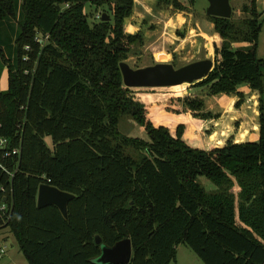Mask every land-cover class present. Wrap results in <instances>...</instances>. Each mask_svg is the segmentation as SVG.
Masks as SVG:
<instances>
[{
	"label": "trees",
	"instance_id": "1",
	"mask_svg": "<svg viewBox=\"0 0 264 264\" xmlns=\"http://www.w3.org/2000/svg\"><path fill=\"white\" fill-rule=\"evenodd\" d=\"M257 2L243 6L242 19L207 15L221 43L210 74L187 85L207 88L209 96L237 94L236 106L244 101L242 85L257 91L260 138L205 150L187 144L183 124L175 134L155 126L124 85L120 63L143 43L141 32L125 31L135 0H0V62L9 80L8 91L0 92V135L20 148L7 158L0 150V203L7 196L11 205L0 229L15 236L29 264H97V235L108 246L130 238L129 264L176 262L179 245L204 264H264L263 13ZM88 4L102 8L91 21ZM157 7L189 9L180 0H157ZM181 102L196 118L215 116L198 96ZM125 116L147 137L122 133ZM43 183L75 195L68 219L54 205L37 206Z\"/></svg>",
	"mask_w": 264,
	"mask_h": 264
},
{
	"label": "crops",
	"instance_id": "2",
	"mask_svg": "<svg viewBox=\"0 0 264 264\" xmlns=\"http://www.w3.org/2000/svg\"><path fill=\"white\" fill-rule=\"evenodd\" d=\"M156 1L157 0H155V2ZM150 4L149 0H135L133 14L130 18L126 19L125 22V31L127 33L135 34L141 32L143 36V43L134 45L128 59L125 61L130 66L136 59L146 55L150 60L153 58L149 65H154L156 63H172L175 65V59L179 60L180 56L185 53L191 54V52L194 51L192 54L193 57L199 54H195V52L198 51L197 48L201 43L207 46L209 51V54H207L208 57L203 58L206 59L209 58L211 55L210 53L214 52L215 45L221 43V39L215 32L214 23L206 17L207 19L203 20L204 23L207 24L206 29L203 27L199 29L201 26H199V24L198 27H193L192 19L190 18L191 14H189L188 11H177V13H173V15L159 14L158 19L152 21V24L150 23V26L148 27H145V25L141 27V24L134 23L136 21L137 13H140L141 15L143 14L142 10L143 12L145 10L149 11ZM90 7L96 9L95 6L90 5ZM98 11L101 12V8L100 10L98 9ZM144 13L147 14L146 12ZM184 13H186V16H184ZM151 20H153V18H151ZM182 25H184L186 33L183 32L184 30L180 29V26ZM262 34L263 33L260 34L259 39V56L264 58V43H262L264 41V34ZM209 45L210 47L208 48ZM245 45L246 44L242 43L238 45L236 44V46ZM192 46H197V48H192ZM239 91L244 94V101L240 106H236V103L239 100L237 94L222 93L213 96L195 95L204 100L205 110L215 115L213 118L205 120L196 118L187 108H184V111L169 106L167 107V111H170V113L166 114H171V117L169 116L168 119H171L172 121L170 123L167 122L171 124V126L174 122L178 123L177 127L180 124L185 125L184 140L192 134H198L194 138L197 140L199 137L203 138L207 133L208 135L205 140L202 141L209 144L212 149L224 146L230 139L235 143L258 141L260 138L259 93L252 90L248 85H242L239 88ZM168 108L171 110H168ZM174 111H178L179 113ZM187 111L190 113L189 115H186ZM207 122L212 124L210 125V128H205L204 123ZM165 126L169 128L168 125ZM177 127H175V129H177ZM208 136L211 137L209 140L207 138Z\"/></svg>",
	"mask_w": 264,
	"mask_h": 264
},
{
	"label": "rangeland",
	"instance_id": "3",
	"mask_svg": "<svg viewBox=\"0 0 264 264\" xmlns=\"http://www.w3.org/2000/svg\"><path fill=\"white\" fill-rule=\"evenodd\" d=\"M150 1V6H149V11L145 10L147 14H145L142 10V13H137L136 21L134 23L141 24V27L145 25V27L150 26V23L152 24V21L158 19L159 14H171L177 13V10H175L172 7H168V9H163V8H158L157 7V1L155 0H149ZM182 3L185 5H188L189 9L187 10L189 12L190 18L192 19L193 27H198L199 24V29L201 27L207 28L206 23H204L203 20H206L207 18V8L209 6L208 0H194V4H190V0H180ZM250 0H231V5L233 8V15L232 18L234 20L242 19V17H245L244 12L242 11L243 6L246 3H249ZM156 3V4H155ZM156 5V6H155ZM257 6L259 8V11L263 13V16L261 18L262 20V32L264 34V0H259L257 2ZM87 12L90 13V21L93 20L96 16V14H101L98 9H94L90 7V4L87 6ZM102 10V8H101ZM100 12V13H99ZM186 12V11H185ZM184 16H186V13H184ZM153 18V20H151ZM144 22V23H143ZM181 30H184L183 32L186 31L184 29V25L180 26ZM186 33V32H185ZM262 34V35H263ZM263 37V36H262ZM264 43V41L262 42ZM211 45V44H210ZM208 46V48L210 47ZM238 45V44H237ZM264 47V44H263ZM192 48H197L193 47ZM199 48V49H198ZM197 48V52H195L194 57L192 54L194 53H185L182 56H180L179 60L175 59V66L176 67H181L185 64H188L190 62L203 59L205 57H208L207 54H209V51L207 49V46L201 43L199 44ZM200 50V51H199ZM190 54V55H189ZM211 55L209 58L213 59L214 58V52L210 53ZM153 58L150 60L149 57L142 56L139 59H136L134 62L131 63V66L134 68H142L145 67L146 65H149L152 62ZM153 65V64H152ZM191 88V89H190ZM9 89V80H8V71L6 67L0 62V92H6ZM133 95L142 101L145 106H146V111H147V118L155 125V126H169V130L171 131L172 134L176 133L175 127H177L176 122H172L169 124L172 120L168 119V117H171V114L167 115L166 113H170V111H167V107L173 106L175 108H179L181 110H184V105L181 102V99H183L184 96L188 94H193L195 95H207V88H194V87H189V85H181V86H176V87H162V88H132ZM166 106V107H165ZM168 110H171L168 108ZM185 111V110H184ZM173 113V112H172ZM186 115H189L190 113L187 111ZM173 117V116H172ZM167 118V119H166ZM190 119V118H189ZM188 120V119H187ZM191 120V119H190ZM169 123H168V122ZM193 121V120H192ZM196 121V119H195ZM205 128H210V125H212L210 122L204 123ZM120 130L122 133L131 135V136H141L146 138L147 135L144 132L142 128H140L137 123L130 117V116H125L121 119L120 122ZM209 126V127H207ZM233 129V128H232ZM231 129V130H232ZM196 135H190V137H187L185 141L187 144H189L192 147L196 148H205L207 150L212 149L209 144H206L205 140L206 135L203 136V138L199 137L197 140L194 139ZM208 140L211 138L210 136L207 137ZM46 143L50 148H53V141L50 136L46 137ZM126 153L130 156H133L136 159H139V152H136L132 148H126ZM203 184L208 187L212 188L213 185L208 182L207 180H203ZM4 250V253L1 254V251ZM177 261L172 262L170 264H204L200 258L187 246L185 245H179L177 249ZM0 264H29L27 259L25 258L24 254L21 252L19 245L16 241L15 236L10 232L9 229L7 228H2L0 229Z\"/></svg>",
	"mask_w": 264,
	"mask_h": 264
},
{
	"label": "water",
	"instance_id": "4",
	"mask_svg": "<svg viewBox=\"0 0 264 264\" xmlns=\"http://www.w3.org/2000/svg\"><path fill=\"white\" fill-rule=\"evenodd\" d=\"M208 2L207 15L232 17L231 0H208ZM102 20L109 21L110 17L104 13ZM213 67L214 61L211 58L190 62L181 67H176L172 63H156L142 68H133L125 61L120 63L124 85L129 88H162L193 84L206 78ZM74 198L75 195L70 192L43 183L38 190L37 206L41 208L54 205L63 217L68 219V205ZM96 243L101 246V253L94 260L97 264H129L131 262L133 247L130 238H124L113 246H108L103 244L102 238L97 235Z\"/></svg>",
	"mask_w": 264,
	"mask_h": 264
},
{
	"label": "built area",
	"instance_id": "5",
	"mask_svg": "<svg viewBox=\"0 0 264 264\" xmlns=\"http://www.w3.org/2000/svg\"><path fill=\"white\" fill-rule=\"evenodd\" d=\"M97 17H99V15ZM0 150L3 152V157H6V158L15 157L20 154V148H18L17 145H13L12 140L10 138L2 136V135H0ZM1 190L5 191L3 187L1 188ZM7 201H8V197L4 196L0 203V216L2 215V212H5L8 215L11 212V205H9ZM3 253H4V250L1 251V254ZM0 258H1V255H0Z\"/></svg>",
	"mask_w": 264,
	"mask_h": 264
}]
</instances>
